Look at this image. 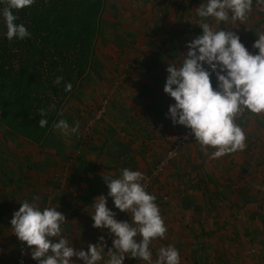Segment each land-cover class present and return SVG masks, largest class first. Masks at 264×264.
<instances>
[{
  "label": "rangeland",
  "instance_id": "rangeland-1",
  "mask_svg": "<svg viewBox=\"0 0 264 264\" xmlns=\"http://www.w3.org/2000/svg\"><path fill=\"white\" fill-rule=\"evenodd\" d=\"M201 2L202 0H107V6L102 15L101 35L97 37L96 55L90 72L82 81L81 88L79 89L81 95L79 93L74 94L63 106L64 115L61 119L71 120L68 122L70 126L78 122V132L65 137L58 130L54 129L52 136L54 135L55 139L51 142L52 145L37 147L34 143L15 134L0 122V202H2L3 196L5 197V201H10L14 197H17L16 199L28 197L29 189L26 187L32 184L29 179L32 176L24 174L26 191L19 188L17 180L22 176L23 171L26 172L27 168L32 167L33 162L31 160H33V156L44 157L45 154L43 152L49 153L48 157L54 155L55 160L47 159L49 162L47 164L48 170H44L43 166L38 163L33 166V169L36 168L35 165L37 166V171L35 170L37 172L36 176L39 177V183L42 187L39 189V193H43L42 197L36 199V202L42 208L49 206L57 207L66 216L67 219L62 225V235L77 250L81 248L87 249L89 243H97L99 237L104 235L106 244L103 252L104 259L98 261L97 264H106L108 256L107 247L112 245V237L107 231L102 232L101 229L92 226L93 222L90 213L94 209L88 207L89 203L82 198V193L79 196L77 192L79 190L78 186L75 185L76 182L84 186L95 185V167H101V170H104L105 173L102 176L111 175L115 177L119 174V170L124 168V165H127L128 168L132 166L135 170L137 169V165L142 166V170L145 173L143 183H146L147 191L156 196L158 207L160 205L170 207L171 203H176L171 198L178 195L176 189L180 180L181 183H186L188 177L182 175L181 179L173 178L169 185H167L169 180L163 172L170 169L178 170L179 167L181 173L190 171L195 175L193 178L197 179L193 163L202 161L196 157L189 161L186 154H189L190 151L204 150L194 140V136H190L189 139L178 146L176 153L172 157H167L169 150L174 147L177 138L179 136L187 138V132L190 129L185 127L181 129L180 125H173L176 128L172 130L167 128L171 120L166 118L167 111H164L166 103L162 106L161 101H159V108L155 107L157 97L161 98L162 95H165L163 88L166 77L162 76L160 78L157 74H151L147 71L141 58L143 54H151L157 48L166 52V54L168 53V55H176V57H180L182 53H186V42L201 34L202 31L198 25L199 18L195 15V8ZM206 22L214 30H219L220 28L228 30L229 28L238 32L237 21L234 23L231 20L228 22H217L213 18H208ZM132 48L136 51L134 54L131 52ZM151 62L156 65L158 59L151 60ZM166 68L167 66H164L165 70ZM126 71H128L127 74H125ZM161 80L162 84L160 83ZM212 80L214 84V76ZM79 90L77 91L79 92ZM172 103L167 102L168 106ZM110 109L113 111L114 109L117 110L116 114L114 113L116 121L114 120L113 122L117 126V131H119V127L116 123H127L132 118L138 120L136 124L132 121L131 129L121 127L119 133L114 131L112 127L110 128L109 125L104 127V131L99 128L101 126L99 124L112 120L111 114L113 112ZM163 115L167 127L165 125L161 126V124H164ZM235 122L243 129L246 137L245 148L235 152V155L239 154L238 160L240 164L238 166L248 162L245 165L246 167H261L263 170L264 113L253 114L246 110ZM141 128L147 134L161 133L159 136H164L161 139L162 144H164L162 152L164 154H161L162 156H156L159 152V147H156L155 149H150L149 154H142L140 152V158H137L136 149L141 150L142 146L146 144L145 142L141 144L135 143L132 139L136 140L135 137ZM106 131L110 132L107 136L104 134ZM126 131L132 132V135H128ZM117 134L118 136H116ZM109 135H111V138L116 143L109 145L107 142L110 137ZM75 139H77V145L74 142ZM72 146L77 148L73 153H71ZM151 146H153V143H151ZM207 149L209 151L215 150L210 146ZM121 152L124 153L123 158H126L127 155L134 156L136 159H129L128 161H131L132 164H126L124 161H127V159H122L120 154L123 153ZM102 154L107 157V160L110 159L108 163H114L117 167L113 168L110 164L104 162ZM253 154H259L260 158L257 160L252 156ZM96 158H98V162ZM102 158L103 161L101 160ZM56 161L61 163L57 164ZM186 162H189L190 165H187ZM228 164L230 169L237 166L232 162ZM201 165H204V160ZM175 170L174 172H176ZM82 172L87 175L81 174ZM49 173L51 176L53 175V183H51L52 186L50 188L43 185L45 184L44 180L50 178ZM198 175L201 178L200 182L203 180L202 174ZM60 176L64 178V182L59 181ZM252 177L247 172H240L235 176V185L239 187L241 184L250 183ZM91 179L92 181L88 182ZM259 183L262 186L256 192L255 200L257 202L256 211L259 212L257 219L260 221L261 217L264 216V175L262 181H259ZM100 184V188H105L103 190L104 193L108 192L103 178ZM170 186L175 191L171 189V192H167L166 189L169 190ZM151 188H156V193H153ZM80 192L82 191L80 190ZM83 194L86 196L85 192ZM252 195L254 194L249 195V197ZM186 204L188 205L187 201ZM110 207H113V203ZM0 209L5 208H1L0 205ZM195 209L201 211L197 207ZM16 210H18L16 207H11L10 212L3 218H0V235L2 233L8 234L10 229H12L8 223H10ZM114 211H116V218L118 220L123 216H126L125 220H130L128 212H121L118 209H114ZM161 216L164 220L162 214ZM260 222L261 225L259 224V226H262V229H256L252 225L250 227L252 232L245 231L246 236L241 237L240 244L248 251L246 256L258 251L261 253V259L255 255L254 257L247 256V259L244 260L246 264H257V262L264 264V223L263 221ZM193 224L195 225V222ZM196 235L199 237L193 238L194 242L192 241V243L203 241L204 244L201 243L199 244L201 246L193 248L194 251H198L199 248L205 246V239L200 236L201 234ZM207 238L209 237L207 236ZM52 239L55 241L58 238L52 237ZM169 240L171 239L166 240L164 237L163 239L156 238L151 242L150 248L153 252V261L156 259L157 250L160 247H166ZM221 241L223 240L221 239ZM16 244L17 260L15 264H20V252L23 246L24 264H38V261L31 258L30 249L26 245V242L17 240ZM203 251L200 253V261L193 260V256L191 257L189 255L190 252H188V255L181 257L184 260H181V263L189 264L187 261L191 258L192 264H212L213 262H208L204 258L206 254ZM194 257L199 256L196 254ZM72 261L73 264H82L76 257H73ZM125 264H146V262L139 259H126Z\"/></svg>",
  "mask_w": 264,
  "mask_h": 264
},
{
  "label": "clouds",
  "instance_id": "clouds-1",
  "mask_svg": "<svg viewBox=\"0 0 264 264\" xmlns=\"http://www.w3.org/2000/svg\"><path fill=\"white\" fill-rule=\"evenodd\" d=\"M34 2L0 0L6 4L0 9V17L9 41L31 35L23 23L16 22L18 17L13 10L30 7ZM255 3L264 11V0H255ZM252 9L253 0H202L195 8L201 34L186 42L187 52L182 53L178 64L171 63L166 68L168 75L163 91L174 99L166 118L173 125L190 129L202 150L214 148L210 153L212 159L245 148V133L235 122L240 115L246 110L264 113V32L255 33L258 39L253 41L252 48L258 51L253 53L238 32L229 28L214 30L206 21L213 18L217 22H243ZM62 80V76H57L54 83L60 84ZM71 89V83H66L64 90ZM39 114L38 125L44 128L48 124L46 112L40 109ZM53 127L67 137L78 132L79 124L70 126L67 120L60 119ZM103 179L108 192L96 197L90 215L92 226L107 231L112 237L106 264H125L126 259H139L146 264H181L180 250L172 244L160 247L153 261L150 244L156 238L165 237L167 225L156 196L143 183L144 174L125 167L117 176L104 175ZM109 197L113 207L108 206ZM20 201L21 206L13 213L10 224L38 264H73V257L82 264H97L104 259V235L97 243H89L87 249L77 250L62 235L67 218L57 207L42 208L35 200ZM114 209L128 212L130 220H118ZM52 237L58 239L53 241Z\"/></svg>",
  "mask_w": 264,
  "mask_h": 264
},
{
  "label": "crops",
  "instance_id": "crops-1",
  "mask_svg": "<svg viewBox=\"0 0 264 264\" xmlns=\"http://www.w3.org/2000/svg\"><path fill=\"white\" fill-rule=\"evenodd\" d=\"M237 26H238V34L241 36V40L245 44V46L253 53L257 52L258 49L252 48V43L255 39H258L255 33L264 32V11L260 10V8L256 5L255 0H253V9L251 13L248 15L247 19L243 22L237 21ZM131 52L132 54H134L136 51L134 48H132ZM141 59L144 62L145 64L144 67H146L147 71H149L151 74L155 73V75L157 74L161 78L162 76L166 77L167 75L164 66L168 67L171 63L178 64L179 61L182 59V56L180 57H176V55L171 56L168 55V53L166 54V52H163L162 50L157 48V50L153 51V53L151 54L149 53L143 54ZM156 59H158V63L154 65L151 62V60H156ZM127 73L128 71H126L125 74ZM160 83L161 84L163 83L162 80L160 81ZM213 87H215V83L213 84ZM76 93H79L81 95L80 90L79 92L76 91L74 94ZM74 94L72 96H74ZM159 101H161L162 106L164 103H166L164 106V111L168 110L169 106L167 102L174 103V99L171 98L169 95L166 96V93L165 95H162L161 98L157 97V104L155 106L157 108H159L158 105ZM111 111L113 112L111 114L112 120L99 124L101 125L99 126V128L104 130V127H106V125H109L110 128L112 127L114 131H117L116 130L117 126L114 125L113 123L114 120L116 121V117L114 113L116 114L117 110L114 109V111L113 110ZM162 119L164 121V124H161V126L165 125L167 127V124L165 123L166 121L164 115L162 116ZM137 120L138 119H134V118L129 119L127 123H123L124 126L122 123L120 124L116 123L118 124L119 127V131L117 132L118 133L120 132L121 127H124L125 129L127 128L131 129L132 121L134 122V124H136ZM180 127H182L181 129H184V126L180 125ZM167 128H169V130H172L173 128L175 129L176 126H173L172 122H169V126ZM109 133L110 132L107 131L104 132L106 136ZM127 133L128 135H132V132L130 131ZM159 135H161V133L147 134L145 131H143V128H141L140 132L135 137L136 140L132 139V141L135 143L141 144L142 142H145L146 144L145 146H142L141 150L136 149L137 158L138 157L140 158V152H142V154H146V153L149 154L150 149H155L156 147H159L158 149L159 152L157 153L156 156H160L162 154L164 149V144H162L161 139L164 138V136L162 137ZM109 136L107 141L109 145L116 143L111 138V135ZM116 136H118V134ZM74 142L77 145V139H75ZM151 143H153V146H151ZM36 146L38 147V145ZM74 150L76 151L77 148H75V146H72L71 153H73ZM211 152L212 151H209L207 149V151H196V152L190 151L189 154H186V157L189 158V161L194 157H196L198 160H201L202 162L204 160L203 166L201 165L202 162H196V163L192 162L194 165V169L196 170L197 179L193 178V176L195 175L190 171L181 173L179 167L178 170L170 169L168 171L165 170L163 172L164 175L167 176L169 180L167 185H169V183L173 180V178L181 179L182 175L188 177L186 183H181L180 180V182L178 183L179 185L176 189L178 195L176 197L171 198V200L176 203H171L170 207L163 205L159 206L161 214L164 217V222L167 225V232L165 239L166 240L171 239L169 240L167 245L172 244L176 248H178L180 250V257H183L184 255H188V252H190L189 255L191 257L193 256L192 259L198 261H200L201 251L204 250L203 253L206 254L204 258L208 262H213L212 264H246L244 260L247 259V256L254 257V255L258 256V258L261 259L260 256L261 253L259 251L257 253H250L246 256V253L248 251L244 249V246H242L240 242H241V237H244V235L246 236L245 231L252 232V229H250L252 225H254L256 229L257 228L262 229V226H259V224L261 225L260 222L261 220L259 221L257 219V214H259V212L256 211L257 202L255 200V194L258 190L261 189L262 184L259 183V181H262L263 179L264 169L262 170L261 167H246L245 165L248 162H245V164L238 166V164H240V161L238 160L239 154L235 155V152L225 154L216 159L210 158ZM43 153L45 154V156L41 158L33 156V160H31L33 162L32 167L30 166L29 168H27L25 170L26 172L23 171L22 176L17 180L19 188L23 189L24 191H26V188L29 189L28 197L27 196L25 198L19 197L18 199H16L17 197L16 198L14 197L10 201H5V197L3 196L0 205L1 208H5V209H0V218L6 216L7 213L10 212L11 207L14 208L16 207V209H19V207L21 206L20 200L27 199L29 202H32L34 200L36 202V198L42 197L43 193H39V189H41L42 187L39 183L40 182L39 177L36 176L37 166L35 165L36 167L35 169H33V166L34 164L38 163L43 166L42 168L44 170H48L49 167H47V164L49 162L47 159L50 158L55 160L54 155H52V157H48L49 153L47 152H43ZM120 155L122 157L124 156V153ZM252 156H254V158H256L257 160L258 158H260L259 154H253ZM102 157L104 158V162L106 163H108V161L110 160V159L107 160V157H105L104 154H102ZM103 158L101 159L102 161ZM133 158L135 157L134 156L131 157L127 155L126 158L122 157V159H127V161H124L126 164H132L131 161L128 160ZM96 159L98 162V158ZM229 162H232L237 166L230 169L228 164ZM56 163L60 164L61 162L56 161ZM186 163L187 165H190L189 162ZM108 164H110V166L113 168L117 167L114 163L113 164L108 163ZM125 167L128 168L127 165H124V168ZM136 167H137L136 170L141 171L145 175V173L142 170V166L137 165ZM129 168L133 169L132 166H130ZM174 170L176 172H174ZM146 171L148 172V170ZM240 172L241 173L247 172L249 176H253V177L250 183L241 184V186L237 187L235 185V176ZM104 173L105 172L104 170H101V167H95V172H94V179H96L95 185L90 184L88 186H84L82 184H79V182L75 183V185L78 186L79 189L77 190L79 196H81L82 193V198L89 203L88 207L90 208H93V203H94L93 201L96 199L98 195L102 193L107 194V192L104 193L103 191L105 188H100L101 187L100 182L101 179L103 178L102 174ZM24 174L32 176L29 177L30 182L32 183L30 186L26 187V183H25L26 181H24V177H25ZM81 174L87 175L86 173L83 172ZM198 174L200 175L202 174L201 177L203 178V180L200 182L199 180L201 178L199 177ZM49 175L50 178H46L44 180L45 184L43 185L50 188L52 186L51 183H53L52 180L53 175L51 176L50 173ZM63 179L64 178L60 176L59 181L64 182ZM91 181L92 179L88 182ZM171 187L172 186H170L169 190L166 189L165 187L167 192L169 191L171 192L172 190H174ZM80 190L82 192L79 193ZM151 191L153 193H156L157 189L151 188ZM83 192L86 193V196L85 194H83ZM251 194L254 195L249 197V195ZM44 196L46 195L44 194ZM186 201L188 205L186 204ZM107 203L108 206L110 207L111 204L113 203L111 197L108 198ZM195 207H197L201 211H197L196 209L194 210ZM8 221L9 219L7 220V223ZM193 222H195V225L193 224ZM10 228H12V226ZM196 234H201L200 236L205 239V246H203V248H199L198 251H194V249L198 246H201L199 244L201 243L204 244V242L201 241V242L192 243V241L194 242L193 238L199 237ZM207 236L209 238H207ZM221 239L223 241H221ZM17 240L18 238L13 232V228L10 229L8 234L2 233L0 235V264L16 263ZM196 254L199 257H194ZM187 262H189V264H192L193 261H191L190 258L188 259ZM257 264H262V262L261 263L257 262Z\"/></svg>",
  "mask_w": 264,
  "mask_h": 264
},
{
  "label": "trees",
  "instance_id": "trees-1",
  "mask_svg": "<svg viewBox=\"0 0 264 264\" xmlns=\"http://www.w3.org/2000/svg\"><path fill=\"white\" fill-rule=\"evenodd\" d=\"M5 6L0 3V9ZM106 6L107 0H35L30 7L13 10L16 22L31 33L23 40L9 41L0 17L2 124L39 147L52 145L54 123L92 68ZM57 76L63 77L60 84L54 83ZM69 82L72 89L65 91ZM40 109L48 121L44 128L38 125Z\"/></svg>",
  "mask_w": 264,
  "mask_h": 264
},
{
  "label": "built area",
  "instance_id": "built-area-1",
  "mask_svg": "<svg viewBox=\"0 0 264 264\" xmlns=\"http://www.w3.org/2000/svg\"><path fill=\"white\" fill-rule=\"evenodd\" d=\"M187 133H188L187 138H183V136H182V138L180 136H179V138H177L174 147L171 150H169V152L167 154V157H172L176 153L178 146L180 144H182L185 140L189 139L190 136H193L191 134L190 130ZM125 217L126 216H123L120 220H125ZM23 248H24V246L22 247V250H23ZM22 250L20 252V257H21L20 264H24L25 263V259H24L23 254H22L23 253Z\"/></svg>",
  "mask_w": 264,
  "mask_h": 264
}]
</instances>
